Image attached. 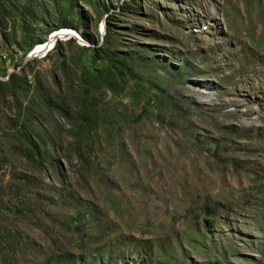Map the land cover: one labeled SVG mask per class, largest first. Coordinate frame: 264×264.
<instances>
[{"label": "rangeland", "instance_id": "1", "mask_svg": "<svg viewBox=\"0 0 264 264\" xmlns=\"http://www.w3.org/2000/svg\"><path fill=\"white\" fill-rule=\"evenodd\" d=\"M0 264H264V0H0Z\"/></svg>", "mask_w": 264, "mask_h": 264}, {"label": "bare ground", "instance_id": "2", "mask_svg": "<svg viewBox=\"0 0 264 264\" xmlns=\"http://www.w3.org/2000/svg\"><path fill=\"white\" fill-rule=\"evenodd\" d=\"M73 34L76 35L74 31L71 29H62L60 31H55L53 32L48 41L45 43L39 44L35 47V49L30 52L31 58L36 57V56H45L47 52H49L55 45V43L62 39V38H67L72 36Z\"/></svg>", "mask_w": 264, "mask_h": 264}, {"label": "water", "instance_id": "3", "mask_svg": "<svg viewBox=\"0 0 264 264\" xmlns=\"http://www.w3.org/2000/svg\"><path fill=\"white\" fill-rule=\"evenodd\" d=\"M69 38H73V37H69ZM75 38H77L79 41L82 40L80 37L76 36ZM31 58V54H28L26 57V60H29Z\"/></svg>", "mask_w": 264, "mask_h": 264}]
</instances>
